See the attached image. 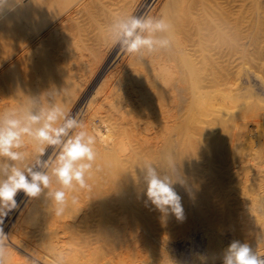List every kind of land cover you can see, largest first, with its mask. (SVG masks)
<instances>
[{
  "label": "bare ground",
  "instance_id": "1",
  "mask_svg": "<svg viewBox=\"0 0 264 264\" xmlns=\"http://www.w3.org/2000/svg\"><path fill=\"white\" fill-rule=\"evenodd\" d=\"M261 3L4 0L0 4V111L26 105L29 98L47 105L45 94L55 89V103L95 135L100 169L88 181L91 190L75 193L79 203H69L60 217L44 193L36 198L17 193V206L2 225L9 237L8 264H29L31 259L53 264L58 251L66 253V264H154L153 257L166 253L172 243L164 240L161 252V247L154 248L155 254V242L150 247L149 238L160 237L162 230L166 236L169 231L176 234L177 229L188 238L196 233L205 238L207 264H223L233 241L248 243L264 256V239L259 238L264 227L260 228L251 203L255 196L246 193L247 183L261 191L264 157L258 150L260 142L246 146L252 140L247 117L238 121L230 116L227 152H209L211 146L203 152L199 146L212 131L216 111L229 104L240 108L245 102L241 77L248 71L249 53L264 37ZM129 14L166 17L172 26L171 48L139 58L110 46L107 26L114 17ZM258 119L257 125H263ZM24 150L30 156L32 145ZM51 154L49 147L42 159ZM168 155L179 165L183 180L173 185L182 219L147 202L138 167L150 160L163 168ZM189 246L193 249L192 239ZM182 257H166L164 264H186Z\"/></svg>",
  "mask_w": 264,
  "mask_h": 264
},
{
  "label": "clouds",
  "instance_id": "2",
  "mask_svg": "<svg viewBox=\"0 0 264 264\" xmlns=\"http://www.w3.org/2000/svg\"><path fill=\"white\" fill-rule=\"evenodd\" d=\"M3 2L0 0V4ZM171 27L164 16L120 15L107 26L105 39L118 51L143 58L171 48ZM45 95L47 105L29 98L26 105L0 111V264H8L9 260V237L2 227L3 218L17 206L15 196L19 191L30 198L44 193L54 215L60 217L69 203H79L75 193L91 190L88 181L94 171L100 170L96 165L95 135L82 120L55 103V89ZM28 144L33 148L30 156L24 150ZM49 147L54 156L42 159ZM138 167L147 202L163 214L171 211L182 219L183 208L173 185L183 180L174 157L168 155L163 168L150 160L141 161ZM259 238L264 239V233ZM66 259V253L58 251L53 264H66ZM29 264L38 261L31 259ZM223 264H264V256L248 243L233 241L225 251Z\"/></svg>",
  "mask_w": 264,
  "mask_h": 264
},
{
  "label": "rangeland",
  "instance_id": "3",
  "mask_svg": "<svg viewBox=\"0 0 264 264\" xmlns=\"http://www.w3.org/2000/svg\"><path fill=\"white\" fill-rule=\"evenodd\" d=\"M261 2H262L261 7L262 6L263 7L262 8L260 7L261 8L260 12L262 14L264 12V9H263L264 5H262V4H264V0H261ZM248 29H249V33H250L251 27ZM263 32H264V29H263ZM250 48L254 49V46H251ZM254 50H255L254 53L253 54L249 53V56H248V61H249L248 62L249 64L247 65L248 71H245L241 77L244 80V85H246V87H245L246 89H244V96L245 97H242L241 99L245 100L247 105H245V102H244L243 106H240V108L239 107H237V108L233 107L232 108L231 105L229 104V105L223 106L221 108V110L216 111L218 113L215 112V115H216L215 118L216 119H215L214 123L210 126L212 131H210L209 135H207V136L205 135L203 137V138H205V137L209 136L207 138L209 140H207L205 138V139H203V142L199 145L202 147L201 149L203 152L206 151L208 146L209 147L211 146L210 148L212 149V150L207 149L209 152H213L214 150L215 151L219 150V152H222V154L227 152L228 138H229L228 134H229V131H231V123L229 121V118L231 115H234L239 121V119H241V117L245 115L244 118L247 117L246 120L248 121V123L251 127L250 134L252 132V134L250 135V139H252V140L247 141L246 146L248 148H250V144H252L253 142H254V144L256 142H260L261 148H258V150H259L260 155L264 157V101L260 100V98L264 99V37H263V39L260 40L259 44L255 47ZM253 69H255L257 71V74L252 72ZM241 107H243V108H241ZM257 117L259 118L258 120H261V121L263 120L262 121L263 125L262 124H260L261 126L257 125V122H255L257 120ZM244 118H243V120H245ZM215 145H218L217 149H214L215 147H213V146H215ZM255 150L258 153V150L257 149H255ZM196 151H194V153ZM262 175H263L262 176L263 180H261L262 182H259V185H260L262 192L258 189V187L256 185H253L251 183H247V187H246V193L251 197L255 196L252 199L251 203H252L253 208L257 211V213L259 215V219H260V223H261L260 228L264 227V174H262ZM258 192H261V196L256 194ZM175 231H176V234H174L173 232H170V231L168 232V230L167 231L165 230V232H168V234L173 233L174 237L172 235H170V237H168V239H166V237L169 235L166 233L167 234V236H166L163 230H162V232H160V235H161L160 237H158L159 235L157 234L158 236L156 235V237L149 238V243L151 242L150 247L155 242L156 246L154 245L155 247H152V253L154 252L155 254L157 251V250L155 251L157 246L161 247L160 249H158V247H157L158 251L161 252V250L163 249V247H162V244H164L163 242L166 241L165 243H167V245L169 243H172L170 246L168 245L167 248H165V250L167 249L166 253H164L163 252L164 250H163L161 253H159V252L157 253L159 255L156 254V256L153 257L154 261L155 260L157 261V262L155 261L154 264H164V262H165L164 258H166V257L171 258L173 256L174 257L171 258V260L172 259L178 260L181 256H183L182 262H184L186 264H194L195 262H196L195 264H203V263L207 264L206 260H203L208 256L206 254V240H205V238H203V236H201V234H199V233L194 234L193 238H188L186 236H182L180 234L181 231L179 232L178 229ZM177 235H179V236H177ZM163 237H165V239H163ZM239 237H241V236L239 235ZM160 238L163 241L160 240ZM191 239L194 243V246H193L194 250L192 249L191 246H189ZM173 243H175L176 245L175 244L173 245ZM173 247L174 248L178 247V248L173 249ZM172 249H173V251H172ZM169 253L172 255L171 257L169 256L170 255ZM192 253H194V254L192 255ZM155 254H153V255H155ZM29 256H31V255H29ZM162 256L164 258H162ZM159 257L162 258L163 260L160 259Z\"/></svg>",
  "mask_w": 264,
  "mask_h": 264
}]
</instances>
